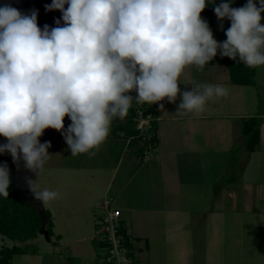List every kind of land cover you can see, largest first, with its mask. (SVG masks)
<instances>
[{
	"label": "clouds",
	"instance_id": "1",
	"mask_svg": "<svg viewBox=\"0 0 264 264\" xmlns=\"http://www.w3.org/2000/svg\"><path fill=\"white\" fill-rule=\"evenodd\" d=\"M67 5V8H65ZM208 0H52L47 11L62 13L57 26H38L37 11L23 14L0 6V154L37 174L51 143L46 129L64 137L72 156L95 155L115 118L127 117L133 101L180 103L174 116L200 114L227 97L223 85L196 83L181 92L179 78L219 54L249 68L264 66V0L214 8L230 27L218 42L201 13ZM135 92L133 97L131 93ZM71 120L65 129L64 119ZM10 170L0 164V196L8 198ZM34 197L48 205L59 193L28 181Z\"/></svg>",
	"mask_w": 264,
	"mask_h": 264
},
{
	"label": "crops",
	"instance_id": "2",
	"mask_svg": "<svg viewBox=\"0 0 264 264\" xmlns=\"http://www.w3.org/2000/svg\"><path fill=\"white\" fill-rule=\"evenodd\" d=\"M237 63L218 54L202 70H184L181 92L196 83L228 89L227 97L209 101L200 114L174 116L179 96L176 103L161 102L165 113L150 106L156 141L148 160L150 143L130 134L126 118L117 133L110 127L95 155L70 163L68 178L75 184L77 177H91L87 191L101 206L100 215L84 211L88 222L96 225L115 210L109 199L121 211L118 222L134 264H264V66L253 75L243 68L234 73ZM57 138L65 141L56 131L51 145ZM90 236L71 243L69 257L49 254L47 264H96L93 251L82 245ZM94 247L101 264V244Z\"/></svg>",
	"mask_w": 264,
	"mask_h": 264
},
{
	"label": "rangeland",
	"instance_id": "3",
	"mask_svg": "<svg viewBox=\"0 0 264 264\" xmlns=\"http://www.w3.org/2000/svg\"><path fill=\"white\" fill-rule=\"evenodd\" d=\"M221 2H230V0H208V6L201 13V15L203 17H206L210 21L214 20L216 23L224 24L227 20L224 19L223 21H219L214 12V8L218 6ZM246 3L247 0H231V6L235 8L242 7ZM209 4H211V6L214 7H211ZM212 17L215 19H213ZM210 29L213 32L214 38L218 42H223L224 40H226L227 37L225 35V31H223L219 27H210ZM229 60L231 61L230 58ZM213 69H214L213 67L211 69H208L205 74L210 76L211 72L214 71ZM243 69H245V67ZM131 95L135 97L136 93L133 92L131 93ZM145 105L148 106V104ZM136 106L137 104L135 103V101H133L132 107L129 109L128 115L126 117L128 120L131 119L132 116L134 115V112L132 110H135ZM126 118L123 120H120L119 118H115L112 121L111 128L115 129V133H117V128L121 126L123 122H125ZM70 123L71 120L68 117H65L64 119L65 129L68 127V125H70ZM58 136H62V134L58 132ZM100 148L101 145L99 149ZM48 151L51 154V157L47 161L44 170L40 173L39 178L38 176L36 177V180L38 179V183L41 189L46 188L48 190H54L59 193V196L56 200L50 202L48 205L43 204L46 216H47L46 213L47 211L48 212L50 211L49 213L55 216L54 221H52L53 218L51 216L50 218L47 216L48 219L50 220L45 224L44 232H46L48 236H45L43 233H40L42 228V222H40V228H39V232L37 233V238L28 240L27 242L22 243L20 241H13L10 238L6 237L4 234L0 233V262L12 249L17 247L23 248L28 245H31L37 248L36 254H33L34 252H28L26 254L14 255L9 261L10 264H47L49 262L48 260H50L49 256H51L49 254L54 253L56 255H59L60 253H62L63 256L69 257L70 254L67 252H70V249L72 247L71 243H73L76 239L84 235H91L93 236L92 238L93 240L90 239L89 241H87L82 245H84L85 248H90L91 255L93 251L94 257H92V259H94V262L97 264V256L95 254L96 253L98 254L99 246L96 250L94 249L95 248L94 244H97V242L99 243V245L101 244L99 238H101L100 236L102 235H100L98 232L99 224L101 222H102L101 225L105 223V218L107 217L108 214L103 216L102 218L103 220L101 221L98 220L96 225L95 222H88L87 221L88 218H86L87 212L84 211H87L88 209L90 211L92 209L93 212H96L97 215H100L99 212L101 210L100 204L96 205L99 200L94 201L92 199V196L90 195L91 193L87 191L88 189L87 187L89 186L87 182L91 180V177H88L89 180L88 178L81 179L80 177H77L78 179H76L75 184H73L72 183L73 181H71V179L68 178L69 177L68 175L71 174L69 170L73 169L71 168L70 163L71 162L73 163L74 159H77L82 162L83 159H88L90 155L80 154V155L72 156L65 141H62L59 138L56 139L55 143L51 145ZM0 164H7L10 170V180H11V184L8 190L9 196L8 198L0 196V207L2 203L5 201V199H10L9 200L10 203V201L11 200L14 201L15 196H17L18 198L25 201L31 208L37 210L35 204H33L30 199H26L25 197L19 195V193H17V191L15 190L14 180L11 174L13 169V159L11 155L10 154L0 155ZM84 175H82V177ZM64 179L67 180L63 181ZM67 181L70 184V189H69V185L67 187L66 184ZM108 202L110 204V210L116 209L114 207V204L112 203V200L109 199ZM91 205L92 206L96 205L95 208L98 207V210L92 208ZM10 213L11 215L13 214L14 218H18L22 215L19 219L20 222L24 221L26 218L27 219L24 222H32L31 215H29V217L27 216L24 217L23 213H19L20 216H18V211L17 209H15L14 206L12 207L10 206ZM11 215H9V217ZM10 219H12V217H10ZM33 219L36 220V217H33ZM58 234L62 235V239L59 242L57 240ZM102 254L105 253L102 252Z\"/></svg>",
	"mask_w": 264,
	"mask_h": 264
},
{
	"label": "built area",
	"instance_id": "4",
	"mask_svg": "<svg viewBox=\"0 0 264 264\" xmlns=\"http://www.w3.org/2000/svg\"><path fill=\"white\" fill-rule=\"evenodd\" d=\"M134 128L138 132V138L143 142H149L147 150L144 152V159L148 160L150 152L153 149L151 143L156 141V132L154 129V117L150 111V107L138 105L135 108ZM155 145V144H154ZM108 207V205H107ZM120 210H113L108 213L105 223L99 224L100 242L102 244L101 264H134V257L130 249L126 237L120 225ZM98 240V239H97Z\"/></svg>",
	"mask_w": 264,
	"mask_h": 264
},
{
	"label": "water",
	"instance_id": "5",
	"mask_svg": "<svg viewBox=\"0 0 264 264\" xmlns=\"http://www.w3.org/2000/svg\"><path fill=\"white\" fill-rule=\"evenodd\" d=\"M51 3L52 0H0V6L10 4L12 7L18 9L23 14H31L33 10H36L38 13V26L41 29H43L44 25H48L50 28L56 27L57 20H60L61 25L63 24L62 13L59 10H46L45 6ZM65 8H67V5H65ZM201 17L203 16L201 15ZM55 133L56 130L54 129H46L43 136L40 137L41 143L48 141L52 144V141L55 137ZM3 143H6V140L4 137L0 136V144ZM11 174L14 180L15 190L17 191V193H19V195L25 197L26 199H30L32 203L35 204L36 209L38 210L41 217V233H43L45 236H48V234L44 232V227L45 224L49 221V219L45 214L42 202L34 197L28 185L29 180H36L37 174L26 169L24 167L23 161H20L19 164L13 162V169Z\"/></svg>",
	"mask_w": 264,
	"mask_h": 264
},
{
	"label": "trees",
	"instance_id": "6",
	"mask_svg": "<svg viewBox=\"0 0 264 264\" xmlns=\"http://www.w3.org/2000/svg\"><path fill=\"white\" fill-rule=\"evenodd\" d=\"M209 5L211 6V4ZM211 7H214V6H211ZM262 16H264V13H262ZM228 21L229 20L226 21L227 22L226 24H222L221 26L223 28L228 29L230 27L228 25ZM213 22L215 21L214 20L210 21L209 24H216V22L215 23ZM261 23H264V19H262ZM232 67L234 69V73L236 69L244 68V67L247 71H249L250 69V73H252V75L254 73V68H249L241 62L234 64ZM148 107H150V105H148ZM132 111L134 112V115L130 119L131 121L129 123V125L132 124L130 125L131 127L130 134L136 133V137H138V134H137L138 132L135 130L134 123H133L136 112L135 110H132ZM150 111H151V107H150ZM9 200L10 199H5V201L2 203L0 207V233L4 234L6 237L10 238L13 241H20L22 243L27 242L28 240H31V239H36L37 233L39 232V228H40V222H41V217L38 211L31 208L25 201L18 198L17 196H15L14 201L11 200L10 203H9ZM10 206L11 207L14 206L15 209H17L18 216H20L19 213H23L24 217L26 216L29 217V215H31L32 222H24L27 218L24 221L20 222L19 219L22 215L18 218H14L13 214L11 215L10 213ZM33 213H34V216H33ZM46 213H47V216L50 218V213L48 211ZM9 215H11L10 217H12V219H10ZM33 217H36V220L33 219ZM36 251H37V248L31 245H28L23 248L22 247L14 248L10 252H8L5 258H3V260H1L0 264H10L9 261L14 255L26 254L28 252L36 253Z\"/></svg>",
	"mask_w": 264,
	"mask_h": 264
}]
</instances>
